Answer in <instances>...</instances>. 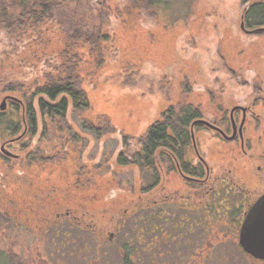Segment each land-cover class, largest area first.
<instances>
[{
	"label": "rangeland",
	"instance_id": "rangeland-1",
	"mask_svg": "<svg viewBox=\"0 0 264 264\" xmlns=\"http://www.w3.org/2000/svg\"><path fill=\"white\" fill-rule=\"evenodd\" d=\"M166 2L151 9L147 1L109 0L119 17L112 35L115 45L112 61L99 69L91 67L90 62L86 65L90 74L86 75L85 86L91 108L84 117L94 122L100 116L108 117L127 134L132 151L140 144L146 125L159 116L166 104L202 102L204 110L213 115L214 110L221 109L219 102L222 109H230L236 103L250 102L264 94V33H245L241 27L245 9L241 0H194L190 7L193 0ZM51 47L59 49L60 45L52 40ZM37 56L40 53L28 54V58ZM19 102L18 98H10L8 109ZM255 109L261 115L260 131L249 130L248 136L256 149L261 137V153L264 106L260 104ZM69 122L76 124L73 120ZM72 132L80 137L75 139L67 131L48 136L52 148L45 149V161L37 160L41 154L25 149L29 140L25 138L12 148L19 154L17 160L6 165L0 161V251L18 253L24 264H122L117 245H123L125 239L123 233H118L116 221L126 215L128 207H133L136 196L146 197L141 188L149 182V176L142 174L137 165L112 166L113 159L104 160L103 150L110 154L111 150L116 153L121 149V140L115 135V139L110 134L97 141L80 126ZM198 139L217 171L234 168L238 172L243 157L249 170L252 166L255 170L261 162L251 158L252 154H258L256 149L243 156L238 149L236 158L233 144L213 131L200 132ZM110 167L114 169L112 172ZM116 182H129L131 196L117 186L109 192L107 186ZM57 205L71 208L79 217L85 212L96 213L93 218L99 221L97 229L71 227V233H61L55 238L61 244L54 247L50 241L54 234L44 237L36 217L42 211L55 210ZM227 229L223 231L215 224V232L208 235L226 237L224 246L231 253L233 240H239L235 237L239 231ZM116 231L114 240L109 241ZM175 250L176 257L187 255L184 250ZM235 255L228 264H251L240 249ZM190 260L184 262L196 264ZM166 262L162 256L154 264ZM139 264L153 263L146 255Z\"/></svg>",
	"mask_w": 264,
	"mask_h": 264
},
{
	"label": "trees",
	"instance_id": "trees-1",
	"mask_svg": "<svg viewBox=\"0 0 264 264\" xmlns=\"http://www.w3.org/2000/svg\"><path fill=\"white\" fill-rule=\"evenodd\" d=\"M138 1H147L151 9L158 7L163 1L168 3V0ZM250 1L243 0V5L247 4L246 25L260 26L261 4ZM118 18L117 9L111 7L109 0H0V100H8L9 96H13L20 101L0 115L4 119L13 114L19 116L16 122L19 128L13 132L30 140H27L25 149H31L30 153L36 151L41 154L38 161H45V149L52 148L47 139L50 134L55 136L59 132L65 134L67 131L76 139L80 137L72 132L76 126H80L84 133L97 141L110 134L113 137L115 135L117 140H121V149L116 153L115 149L111 150L110 154L103 150L102 155L107 157L104 160L107 162L113 159L112 166L137 165L142 174L146 166L145 156L149 152L154 153L161 143L180 141L184 148L190 142L187 139V119H182L176 124L170 123L175 139L168 135L166 123L158 124L151 129L144 150L143 142L139 141L140 144L132 151L127 134L108 117L100 116L96 122L84 117L87 109L91 108L85 86L86 75L90 74L89 70L86 71V65L90 62L91 67L99 69L112 61L110 58H113L115 47L112 35ZM52 40L60 45L59 49L49 48ZM31 51L40 53V57L28 58ZM69 120L76 124H71ZM2 123L9 126L15 124L12 120ZM114 139L111 141L119 146ZM106 147L105 143V149ZM109 170L112 172L114 169L110 167ZM125 184L128 186L130 183L116 182L107 187L111 192L117 186L130 197L132 192L128 188L132 185L126 187ZM134 213V208L128 207L125 218L116 227L125 239L123 245H117V250L122 255V264H139L145 261L146 255L153 264L162 256L168 262L165 264H187L184 261L189 259L196 264H205L207 261L212 264H228L229 259L235 258L239 249L241 255L249 259L251 264L256 261L244 252L239 240H233L234 249L230 253L224 246L226 237L217 238L208 234L205 248L193 252L191 258L188 254L178 257L177 254L158 255L152 252L148 210L143 213L144 237L140 236V230L137 229ZM182 258L185 260L182 261ZM0 264H24V261L18 253L4 254L0 251Z\"/></svg>",
	"mask_w": 264,
	"mask_h": 264
},
{
	"label": "flooded vegetation",
	"instance_id": "flooded-vegetation-1",
	"mask_svg": "<svg viewBox=\"0 0 264 264\" xmlns=\"http://www.w3.org/2000/svg\"><path fill=\"white\" fill-rule=\"evenodd\" d=\"M241 2L243 5V0ZM250 3L261 4L262 25H246V4L241 27L243 24V30L249 35L264 33V0H251ZM193 4L194 0L189 7ZM258 102L264 106V94L254 97L250 102L236 103L230 109H222L223 105L219 102L221 109L214 110L212 115L204 110L202 102L195 104L192 101H176L166 104L159 116L146 125L141 139L142 150L154 126L166 123L168 135L175 139L170 123L176 124L182 119H187V139L190 141L184 148L180 141L161 143L154 153L149 152L150 159L145 156L144 175L149 176V182L141 191L146 197L136 196L133 208L141 237L145 235L143 213L148 210L152 252L158 255L175 254V248H178L184 250L191 258L193 252L205 248L206 234L215 232V224L220 225L223 231H228L229 228L235 233L239 231L240 234L242 225L253 210L259 205L264 206V151H259L263 143L260 144V137L256 149L252 138L248 136L249 130L260 131L261 115L255 109L260 105ZM7 111L8 103L4 112ZM1 112L3 111L0 106ZM5 120H12L15 124L9 126L2 123ZM18 120L17 114L5 119L0 115V161L2 160L4 165L19 158V154L12 150L22 138L19 133L13 132L19 128L16 123ZM210 131L233 144L234 153L239 149L243 156L256 149L258 154H252L251 158H257L261 162L256 165L255 170L254 166L249 170V164L243 157L240 159L238 172L234 168L217 171L215 164L208 160V153L203 150L198 139L200 132ZM262 131L264 132V129ZM236 158H239V154ZM173 180L177 182L174 183ZM96 215L94 212L91 215L85 212L83 217H79L71 208L57 205L55 210L42 211V214L36 217V224L44 237L54 234L52 238L49 237L51 245L59 248L61 243L55 238H59L61 233H71V227L96 230L99 225V221L93 218H96ZM124 218L125 216H122L117 219L116 227ZM92 222L94 223L91 226ZM116 234L117 231L114 236H110L109 241L114 240Z\"/></svg>",
	"mask_w": 264,
	"mask_h": 264
},
{
	"label": "water",
	"instance_id": "water-1",
	"mask_svg": "<svg viewBox=\"0 0 264 264\" xmlns=\"http://www.w3.org/2000/svg\"><path fill=\"white\" fill-rule=\"evenodd\" d=\"M242 27H244L243 24ZM9 98L16 100L13 96H9ZM6 108L7 99L5 98L1 102V109L4 111ZM8 154L10 153L8 152ZM259 204L260 202H258ZM261 206H257L248 216L239 234L241 248L246 254L251 255L258 261H264V206Z\"/></svg>",
	"mask_w": 264,
	"mask_h": 264
}]
</instances>
